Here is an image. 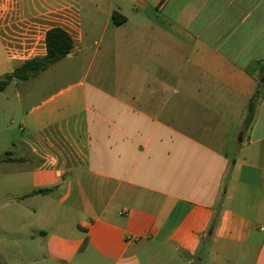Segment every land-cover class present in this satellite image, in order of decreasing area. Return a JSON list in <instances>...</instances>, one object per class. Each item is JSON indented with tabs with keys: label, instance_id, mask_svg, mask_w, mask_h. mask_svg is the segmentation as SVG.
Segmentation results:
<instances>
[{
	"label": "crops",
	"instance_id": "0c3cea01",
	"mask_svg": "<svg viewBox=\"0 0 264 264\" xmlns=\"http://www.w3.org/2000/svg\"><path fill=\"white\" fill-rule=\"evenodd\" d=\"M24 20V50L54 26L74 47L23 80L0 162L35 178L0 264H264V0H41Z\"/></svg>",
	"mask_w": 264,
	"mask_h": 264
},
{
	"label": "rangeland",
	"instance_id": "374dc122",
	"mask_svg": "<svg viewBox=\"0 0 264 264\" xmlns=\"http://www.w3.org/2000/svg\"><path fill=\"white\" fill-rule=\"evenodd\" d=\"M40 1L0 0V78L12 71L17 64L23 61L24 57L33 56L39 52L40 45L36 44L27 47V52L22 54L21 51L24 48L18 45V39L23 34L18 31L22 30L24 32L25 28L30 30L33 28L34 20L26 24L24 16L33 18L40 8ZM29 34L33 36L32 31ZM33 42H37V39L36 41L33 40ZM17 50L18 52L21 50L20 55ZM13 52L18 54L17 58L14 59L15 61L8 56L13 54ZM28 82L14 78L5 89H0V156L4 155L9 147L12 146V143L17 142L20 136L25 133L20 129L23 112L26 107L34 103L33 99L25 100L23 98L26 89H29L31 84H33V81ZM34 178L33 174H27L25 180L27 185L22 187L20 175L15 170H12L10 165L0 162V237L3 232L4 216L7 213H9V216L15 215L17 217L19 215V207L16 201L22 198L27 189L32 187ZM27 198L34 199L35 195ZM203 264H209V262L207 261Z\"/></svg>",
	"mask_w": 264,
	"mask_h": 264
},
{
	"label": "trees",
	"instance_id": "16d2710c",
	"mask_svg": "<svg viewBox=\"0 0 264 264\" xmlns=\"http://www.w3.org/2000/svg\"><path fill=\"white\" fill-rule=\"evenodd\" d=\"M46 53L34 56L16 65L12 71L0 78V89L5 87L14 79L27 80L34 77L40 71L48 68L53 63L65 57L74 47V39L70 33L59 26H54L46 31L45 36ZM254 114V100H250L245 116V125L248 126ZM52 188H39L32 193H49Z\"/></svg>",
	"mask_w": 264,
	"mask_h": 264
},
{
	"label": "built area",
	"instance_id": "2783aa9c",
	"mask_svg": "<svg viewBox=\"0 0 264 264\" xmlns=\"http://www.w3.org/2000/svg\"><path fill=\"white\" fill-rule=\"evenodd\" d=\"M46 36V35H45ZM45 48H46V42H45ZM24 53H26L27 51H26V49L23 51ZM23 52H22V54H23ZM39 54H34L33 56H28V57H24L23 58V60L25 61V60H27V59H29V58H32V57H34V56H38ZM20 57V56H19Z\"/></svg>",
	"mask_w": 264,
	"mask_h": 264
}]
</instances>
